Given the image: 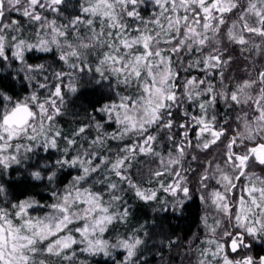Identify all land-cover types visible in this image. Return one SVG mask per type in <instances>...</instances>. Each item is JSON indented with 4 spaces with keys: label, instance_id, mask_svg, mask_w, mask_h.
<instances>
[{
    "label": "clouds",
    "instance_id": "9594fccd",
    "mask_svg": "<svg viewBox=\"0 0 264 264\" xmlns=\"http://www.w3.org/2000/svg\"><path fill=\"white\" fill-rule=\"evenodd\" d=\"M228 2L231 11L240 9L236 18L228 21L215 14L205 28V21L192 25L182 17L176 23L178 13L185 11L179 0L178 11L170 0H0V264H92L93 258L98 264H111L120 251L125 253L123 264H141L137 258L142 254V264H147L151 249L167 246L172 250L167 239L171 231L167 226L161 229V224L165 217L169 224L187 219L196 194L206 246L193 247V234L185 253L191 259L184 264H264V257L256 260L251 255L230 259L225 248L231 238L232 253L238 246L247 250L248 237L264 249V174L256 170L257 165L264 167V159L251 151L264 144V63H257L264 55V31L260 30L264 29V0ZM149 6L159 9L152 13L159 25L152 21L150 27L143 19L141 9ZM198 7L199 0H188L187 14L199 20ZM11 13H18L24 22H5ZM129 20L140 22L138 35L125 32ZM187 26L194 27L199 36L188 34ZM177 28L185 34H176ZM146 36L152 37L148 43L153 55L137 65L141 75L136 76L131 65L145 50L141 43L128 48L121 41ZM173 45H177L173 53L195 49L199 56L173 66L164 54ZM233 46L241 54L253 50L255 54L249 59L251 67L241 70L247 78L226 82L231 61L221 57ZM137 47L143 51L134 54ZM157 51L163 61L155 55ZM189 68L200 69L205 78H184L180 92L178 69ZM216 70L220 71L218 85L208 79ZM190 80L194 83L189 84ZM120 85L139 87L133 95L117 92L119 103L96 109L106 120L81 113L96 105L89 103L87 94L95 92L104 100ZM169 93L175 99L167 100ZM217 102L225 110L232 109V120L225 118L221 123L209 115L216 111ZM188 103L196 104L201 112L199 117H190L191 126L198 128L195 151L199 155L193 154L191 142L185 143L190 128L184 124L179 125L184 128L181 139L173 142L170 110L179 107L182 115L189 116ZM153 106L159 108L155 115ZM108 123L115 129L108 131ZM154 128L156 132L149 135ZM165 129L167 143L174 149L167 154L159 139ZM234 146L239 153L233 151ZM140 156L144 161H139ZM193 161L203 165L198 172L191 168ZM132 162L139 165L135 180ZM186 171L197 172L195 180ZM162 172L173 177V182L144 187L145 181L158 182ZM241 177L244 185L234 199ZM25 183L29 190L17 195L14 185ZM193 184L195 193L190 191ZM161 190L171 199L158 202ZM126 194L142 205L138 219L128 208L121 211ZM45 196L52 202L42 204L37 198ZM118 224L123 230L105 238Z\"/></svg>",
    "mask_w": 264,
    "mask_h": 264
},
{
    "label": "trees",
    "instance_id": "16d2710c",
    "mask_svg": "<svg viewBox=\"0 0 264 264\" xmlns=\"http://www.w3.org/2000/svg\"><path fill=\"white\" fill-rule=\"evenodd\" d=\"M158 10H159L158 8L153 9L151 6L141 9V15H142L143 19L149 23L150 27L152 26V21L155 19V17L152 15V13L154 11H158ZM61 11H63V8L61 9ZM239 11H240V9H233L231 12L223 13V14L216 13V15H218V16L222 15L226 20L230 21L231 19L236 18ZM197 13H199V12H197ZM178 14L183 15L184 12L180 11ZM45 15H49V14L45 13ZM75 15L79 16L82 14L77 12V13H75ZM201 17H202V15L199 13V18H201ZM83 18L87 19L88 17L84 16ZM4 20H5V22H8V23H10L12 20H16V21H19L21 23L24 22V18L22 16H20L18 13L8 14L4 17ZM61 22L63 23L64 21H61ZM201 22H203L202 19H201ZM140 26H141L140 22H137L135 20H129L128 25L125 28V32L130 33L132 36H136L139 34L137 29ZM96 27L99 28L98 23H97ZM225 29H226V25L222 26V29H221L222 32ZM81 31H83V29ZM181 32H183V29H181ZM113 36H115V30H113ZM114 42H116V41H114ZM173 43L176 44L177 41H174ZM121 51L123 52L124 49L121 48ZM142 51H143V49L139 48V47L133 49L134 54H139ZM204 51H205V53H207V49H205ZM164 54L170 57L171 61L173 62V66H176L179 64H187L190 60H193L194 58L199 56V53L195 49H193L191 53H188L185 50H181L179 52V54L173 53L170 50H166V52ZM254 54H255L254 50L252 52H244L243 54H241L240 48L238 46H233V48L231 50H226L224 52V55L221 57L222 60L226 59V60L231 61L230 66L228 67L227 71L225 72L226 82L229 81L233 77L236 80L247 78L246 73L242 72L241 70L245 67H251V65L249 64V59ZM30 62H32V61L30 60ZM257 63H264V55L260 56L257 59ZM200 67L202 68L203 65L201 64ZM259 71H261V69L258 68L257 72L259 73ZM219 76H220V71L216 70L212 73L211 76L208 77V79L212 83L218 85ZM192 77H196L198 79H204L205 73L198 68H189L187 71H183V70L178 69V79L176 80V85H177L178 91H180V92L183 91V85H182L181 81L184 78H192ZM112 83L114 84L115 81L113 80ZM138 87L139 86L137 85V86H134L132 89H126L123 85L117 86L112 91V95L108 98H105L104 100H102L103 99L102 96H97V94L95 92L89 93L86 95V98L89 100L90 104H92V105L96 104V105L94 108L90 109L88 112L81 110V113L83 115H87L89 117V119H90L91 115H96L97 119L104 121L107 118L103 115L98 114L96 112V109L102 107L105 103H119V97L116 95L117 92H119L121 95H133L138 90ZM202 87H203V85H202ZM229 87L231 88L232 85L230 84ZM203 99H209V97H203ZM233 107H235V105H233ZM186 108H187V112L190 114L189 116L182 115L181 114V108H179V107L175 108L174 110H170L171 111V118L174 121L173 142L179 141L181 139L184 128H180L179 125L184 124L185 128H190V131L188 133V140L185 141V143H188L190 139L193 140L192 141L194 143V144L192 143L193 154H198L195 151V143H196L195 137H196V132H197L198 128L191 126L190 117H199L201 115V112L199 110V107L194 103H188L186 105ZM209 115L210 116L215 115L217 117V120L222 123L225 118L232 120L234 113L232 112V109L225 110V108L219 102H217L216 111L214 113L210 111ZM87 122H88L87 120L83 121V123H87ZM61 123L63 124V126L67 127V124L64 123L63 121H61ZM77 123L80 124L81 121L77 120ZM106 129L108 131H112L115 129V125L113 123H108V124H106ZM226 130L229 132V134H232L231 128H229L227 125H226ZM155 132H156V129L154 128L148 134L151 135ZM89 135H92V133L89 132ZM166 135H167L166 129L159 133V139L161 142H163V152L165 154H167V152L169 150H174L167 143ZM109 143H110V145H114L115 142L110 141ZM210 154H211V150H209V155ZM144 159L145 158L143 156L139 157V161H141V162L144 161ZM188 159H189V161L191 160V155L189 156ZM132 163H133V167L131 169V174L133 175V179L135 180L136 179L135 173L138 170L139 165L136 162H132ZM153 163L155 164L156 162L153 161ZM202 167H203L202 164H198L195 161H193L191 163V168L197 169V172ZM185 168H189V165L187 162L185 163ZM197 172L186 171L185 175L189 176L190 180H195ZM67 182L68 181H64L63 183L66 184ZM171 182H173V177L168 176L166 172H162L160 177L158 178V182L155 179H153L150 183L145 181L144 187L156 188L159 186V184H163L166 186L167 184H169ZM237 184H238V188H242V186L244 185L243 178H241L237 182ZM125 187H127V186L125 185ZM14 188L16 189L17 195H23L25 192H27L29 190V185L26 183L25 184H18V185H14ZM190 191L195 193V191H196L195 184L190 185ZM157 196H158V202L163 201L165 199H168V200L171 199L169 194L164 192L163 190L159 191ZM23 198H26V197H21V199H23ZM37 198L40 199V202L42 204H48V203L52 202V200L49 196L37 197ZM193 198L196 200V202L194 201L193 205L190 206V213L191 214L187 217V219L180 220L176 224H169L168 223V217H165L164 223L161 224V229H164L167 226L171 231V235L169 237H167V239L171 243V249L172 250L169 251L167 246L155 247V248L151 249L150 252L148 253L149 259H148L147 264H164L165 260L167 261V264H184L185 260L190 261L191 257H187L185 255V253L187 252V249H188L189 238L192 237L193 234H196V238L193 241V245H192L193 247L199 246V247L203 248L206 246L202 242L203 237H204V231L201 227H199L200 216L202 215L201 206L199 204V194L194 195ZM125 200H126V203L122 202L120 205L121 211H123L125 208H128V211L130 213H132L133 216H135L138 219L139 216L141 215L140 208L142 207L140 202L134 203V199L130 198L127 194L125 195ZM31 214L37 215L38 213L33 212ZM143 216L145 217L146 220H148V223L151 222V220L148 217L147 212H144ZM156 218L159 221V214L158 213H157ZM145 227L147 229V225ZM121 230H123V227H122V225L118 224L115 226V228L113 230H110V232L108 234H106L105 238H108L110 235L114 234V232H118ZM128 231L130 232L131 228H129ZM140 235H142V233H140ZM246 240L247 241L249 240L251 243L250 250H249L250 251L249 254L251 256L258 259L259 257L264 255V249L258 247L248 237H246ZM225 248H226V251H227L230 259L243 258L245 256L244 251H242L240 249H237L236 253L231 252L230 238L225 243ZM124 257H125L124 252H122V251L117 252L115 259L111 261V264H123ZM82 258H86V257H82ZM101 259H102V257H101ZM137 259L142 264V261L144 259L143 254L140 257H138ZM92 264H98L96 258H93Z\"/></svg>",
    "mask_w": 264,
    "mask_h": 264
},
{
    "label": "snow or ice",
    "instance_id": "6c2138e0",
    "mask_svg": "<svg viewBox=\"0 0 264 264\" xmlns=\"http://www.w3.org/2000/svg\"><path fill=\"white\" fill-rule=\"evenodd\" d=\"M170 2H171V5H172V8L174 10H177L176 9L177 0H170ZM179 2L185 7V11H184L183 15H178L176 17V23L177 24L179 23V20H180L181 17L185 21L191 20L192 21V25H196V24L200 23V21L202 19L203 21H205V23L203 24V27H205V28L208 27V24L206 22L207 20L215 18V14L216 13L223 14V13H226L228 11H231V7H232V5L229 4L228 0H199V7L196 9V12H199V13L202 12L203 16L201 18H199V20H198L195 17H190L187 14L188 0H179ZM251 7H252V9H254L257 12V15H260V10L258 8H256L255 5H252ZM213 10H215V12ZM25 14H27V13H25ZM130 15H131V13H130ZM172 19L173 18L171 16H169L167 18V21H168L169 24H171ZM221 22H222V16H221ZM262 22H264V21H262ZM153 23L159 25L160 24V20H155V21H153ZM245 28H247V25H245ZM248 30L249 31H258L257 29H248ZM260 30L264 31V29H260ZM187 33L190 34L192 37L199 36V32H197L196 29L194 27H192V26H187ZM176 34L184 35L185 33H184V31L181 32L180 28H177L176 29ZM173 38H174V36H173ZM186 38H187V36H186ZM151 39H152L151 36H146V37H136L132 41H127V40H122L121 41V43L125 47H128V48L133 47V45H135L137 43H141L142 46H143V49L145 50L142 53V55L135 56V58H134L135 59V63H133L131 65L132 72H134V74L136 76H140L141 75V72L138 70L137 65H139L141 63L142 59L144 61H147L148 57L153 55L152 51L150 50V45L148 43V41L151 40ZM239 42L240 43L244 42L242 37L239 39ZM181 43H183V41H177V45H179ZM200 43H203V40H200ZM177 45H173L172 46V48H171L172 52L177 51ZM155 55L158 56V57H161V61H163V56L161 55V52L157 51V52H155ZM212 59H218V58L214 57ZM151 74H152L151 73V67L149 66V75H151ZM162 79L166 80L167 76L162 77ZM188 83L189 84H193L194 82L192 80H190V81H188ZM148 90L149 89L146 88V91H148ZM166 99L171 101V100L175 99V97H174L173 94L169 93L168 96L166 97ZM233 99H235V95L233 96ZM200 108L203 110L204 109V105L201 104ZM158 110H159L158 106H153L152 107V112H153L154 115L158 112ZM193 118H196V117H193ZM198 123L203 124L204 121L202 119H198ZM251 151L256 153L258 158L264 159V144H261L258 147H253L251 149ZM239 159L243 160L244 157H240ZM232 246H233V248H236L237 245H236L235 241H233ZM226 264H228V262H226ZM245 264H250V261H246Z\"/></svg>",
    "mask_w": 264,
    "mask_h": 264
},
{
    "label": "rangeland",
    "instance_id": "374dc122",
    "mask_svg": "<svg viewBox=\"0 0 264 264\" xmlns=\"http://www.w3.org/2000/svg\"><path fill=\"white\" fill-rule=\"evenodd\" d=\"M197 15H198V17H199V13H197ZM197 131H198V129H197ZM195 139H196V137H195ZM192 141H193V140H191V139L189 140V142L193 143ZM193 144H194V143H193ZM233 151L239 153L240 149H238V148H236V147L234 146ZM256 170L261 171L262 174H264V167L257 165ZM241 178H243V177H241ZM243 180H244V178H243ZM240 189H241V188H238V189L234 190V192H233V197H234V199L239 198V196H240V194H241ZM234 235H235V233H234ZM231 242H232V241H231V238H230V245H231ZM245 243L249 245V248H248L247 250H246V249H241L239 246L237 247V249H240V250L244 251L245 256H247V255H250V254H249V253H250L249 250H250V245H251V243H250L249 240H248V241L246 240V237H245ZM252 257H253V256H252ZM253 258L256 259V260H260V259L262 258V256L259 257L258 259L255 258V257H253Z\"/></svg>",
    "mask_w": 264,
    "mask_h": 264
},
{
    "label": "water",
    "instance_id": "95a60500",
    "mask_svg": "<svg viewBox=\"0 0 264 264\" xmlns=\"http://www.w3.org/2000/svg\"><path fill=\"white\" fill-rule=\"evenodd\" d=\"M262 257H264V255Z\"/></svg>",
    "mask_w": 264,
    "mask_h": 264
}]
</instances>
